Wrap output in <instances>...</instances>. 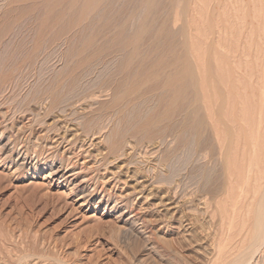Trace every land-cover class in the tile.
<instances>
[{"label":"rangeland","instance_id":"rangeland-1","mask_svg":"<svg viewBox=\"0 0 264 264\" xmlns=\"http://www.w3.org/2000/svg\"><path fill=\"white\" fill-rule=\"evenodd\" d=\"M164 2L166 59L194 70L182 142L180 111L164 142L138 134L148 96L113 111L103 88L124 60L75 70L73 47L36 41L41 0H0V264H226L246 247L264 194V0Z\"/></svg>","mask_w":264,"mask_h":264},{"label":"bare ground","instance_id":"bare-ground-1","mask_svg":"<svg viewBox=\"0 0 264 264\" xmlns=\"http://www.w3.org/2000/svg\"><path fill=\"white\" fill-rule=\"evenodd\" d=\"M161 1L164 2V0H41V2H43L45 7L48 9L46 11V16L40 19L41 22L38 23L35 28V31H38L36 41L41 45L54 40L58 41L55 43L61 42L63 45L65 44L73 47L72 52H70V56L71 59L73 58L77 62L75 70L78 71L83 67V63L85 64V62L90 64H87L89 66L87 67L88 69H94L99 63L102 65L104 63L103 68L107 69L109 64L105 58L110 56H113L116 59L120 58L121 60H124L120 66L113 70V79L108 80L105 83L106 87L103 88V91L107 90V93L108 91H115V94L111 93L114 94L112 99L116 104H114L116 106V110L112 108V103L114 102L111 99L112 103H109L111 106L109 108H112L116 115H118L120 112H123V107L126 109L127 106L131 107V105L137 103V98L148 96L150 100L153 101L151 117L145 119L144 121L142 119V123L137 122L140 124L136 126V128L139 129V133H137L141 134V136L146 133V135H149L148 132L150 130L152 131L153 129L155 132V130L159 129L158 133L162 135V137L159 136V138H162L164 142L167 140L168 136L170 137L173 133L171 132L170 134V127L171 124L177 123L175 122V116L180 111V114H182L180 116V118L182 117V122L180 128L178 127L179 125H177L180 131L178 132V130H176L178 134L172 138V141L175 142L177 140L182 142L189 127H186V123L183 122L187 112L186 110L184 111L181 109L183 102L179 103V100H184V97H186L185 95H187L188 88L184 84L183 79L187 74L193 76V65L191 66L193 63H191L192 61L188 59L187 61L180 60L181 63H179V60L170 59L171 61H168V59H166L169 55L168 53L170 49L165 51V46H162L160 43L161 40H159L165 33L164 25L167 23H165V21H167L166 18L162 19L161 22H159L160 20L158 19L161 16L159 10L160 3L162 4ZM166 1L168 2V0ZM173 1L174 0H169V3L172 5ZM157 21L159 22L158 25ZM54 30L62 33V35L59 37L53 35L55 37L53 38L49 35L51 33L48 31L51 32ZM147 31H149L150 34H148L149 36H146L148 38L146 40L145 36L143 38V34L147 35ZM46 32L49 34H46ZM111 48L113 49V53L112 51H109ZM103 61L107 62L105 63ZM189 61H191V64ZM72 62L74 61L72 60ZM180 64L183 65L182 69L180 68ZM196 73L198 72L196 71ZM213 78L211 80H213ZM149 80H151L152 86L147 88L146 85ZM63 86L64 85H62V88ZM191 86L194 87L195 84L194 86ZM195 87L197 88V85ZM196 88L193 89L192 99L193 104L198 108L196 103H198L200 97ZM198 88H200V86ZM197 108H195L193 112L195 115L198 113ZM162 129L164 130L162 131ZM158 133L157 131L155 132V134ZM117 143H119V141ZM116 144H111L109 148H111V150L118 148ZM111 150H109L110 153ZM55 172L58 171L56 170ZM260 199L261 200L256 207L257 209L253 218V225L251 224V233L249 232L250 235L247 245H245L246 247L244 248L243 244L237 255L238 257L236 256L237 258L232 260L228 259L229 261L226 260V264H244L246 261H251L254 255L264 248V194H261ZM241 260L245 261L240 263Z\"/></svg>","mask_w":264,"mask_h":264}]
</instances>
